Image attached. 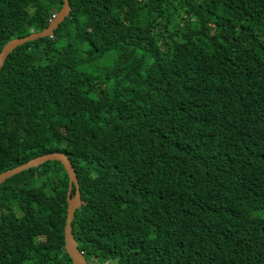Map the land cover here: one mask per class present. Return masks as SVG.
<instances>
[{
	"label": "trees",
	"instance_id": "1",
	"mask_svg": "<svg viewBox=\"0 0 264 264\" xmlns=\"http://www.w3.org/2000/svg\"><path fill=\"white\" fill-rule=\"evenodd\" d=\"M64 3L0 0V53ZM70 5L5 60L0 174L69 157L89 264H264V0ZM68 192L57 162L0 186V264H73Z\"/></svg>",
	"mask_w": 264,
	"mask_h": 264
},
{
	"label": "water",
	"instance_id": "2",
	"mask_svg": "<svg viewBox=\"0 0 264 264\" xmlns=\"http://www.w3.org/2000/svg\"><path fill=\"white\" fill-rule=\"evenodd\" d=\"M64 1L65 3L60 13H58L56 19H54L47 28H45L41 32H33L32 34L24 38L13 39L4 45V48L0 53V73L2 72L6 58L17 46H22L27 42L35 41L41 38L53 37L55 31L58 29V27L61 26V24L66 21L67 17L70 15L72 10L70 0ZM52 162L61 163L69 177L68 197L70 198L68 199L67 219L64 227L66 251L69 254L73 264H89L85 254L81 251L80 244H78V241L76 240L73 232L72 223L75 216V212L79 207L83 206V202L79 189V181L77 174L70 162L69 157L66 154L50 153L42 155L35 159H32V161L25 165L10 170L6 173L0 174V186L5 184L7 181L11 180L17 175H20L32 169H37L47 163ZM73 186L76 188V194L71 197Z\"/></svg>",
	"mask_w": 264,
	"mask_h": 264
},
{
	"label": "built area",
	"instance_id": "3",
	"mask_svg": "<svg viewBox=\"0 0 264 264\" xmlns=\"http://www.w3.org/2000/svg\"><path fill=\"white\" fill-rule=\"evenodd\" d=\"M56 16H57V15H53V19H55V18H56Z\"/></svg>",
	"mask_w": 264,
	"mask_h": 264
},
{
	"label": "clouds",
	"instance_id": "4",
	"mask_svg": "<svg viewBox=\"0 0 264 264\" xmlns=\"http://www.w3.org/2000/svg\"><path fill=\"white\" fill-rule=\"evenodd\" d=\"M56 17H57V16H56ZM55 19H56V18H55ZM53 20H54V19H53ZM53 20H52V21H53Z\"/></svg>",
	"mask_w": 264,
	"mask_h": 264
},
{
	"label": "rangeland",
	"instance_id": "5",
	"mask_svg": "<svg viewBox=\"0 0 264 264\" xmlns=\"http://www.w3.org/2000/svg\"><path fill=\"white\" fill-rule=\"evenodd\" d=\"M262 215V214H261Z\"/></svg>",
	"mask_w": 264,
	"mask_h": 264
}]
</instances>
